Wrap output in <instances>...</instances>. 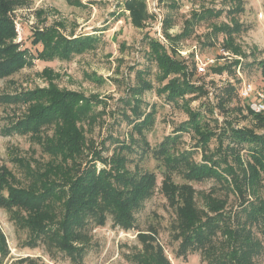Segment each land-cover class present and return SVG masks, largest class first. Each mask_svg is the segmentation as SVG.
Wrapping results in <instances>:
<instances>
[{"label":"rangeland","instance_id":"1","mask_svg":"<svg viewBox=\"0 0 264 264\" xmlns=\"http://www.w3.org/2000/svg\"><path fill=\"white\" fill-rule=\"evenodd\" d=\"M241 1L237 8L231 0H27V4L13 11L17 33L14 42L33 54L42 50L31 43L36 30L45 32L54 28L59 35H54V39L59 38L63 47H75L72 44L79 39L88 41L90 49L85 52L72 53L68 59H35L32 67H24L14 76L0 80V95L56 89L80 94V103L83 99L91 102L89 118L75 123L76 128H84V153L65 164L64 171L73 177L86 168L96 151L103 149L101 155L107 159L118 145L130 143L131 151L125 152L130 159L127 169L114 174L125 175L130 169L136 177L145 172L157 176L154 195L135 212L136 224L131 230L115 226L111 217L105 226L90 228L91 244L85 264H138L134 256L144 251L140 234L156 238L154 243L164 247L171 264H207L200 252L178 257L180 240L175 239V228L181 205L171 202L167 193L174 191L179 201L181 197L192 200L196 209L204 213L210 214L208 198L225 199V213L240 209L238 195L224 183L209 178L183 186L186 181L182 173L192 163H205L204 155L218 149L226 152L230 165L240 173L239 161L230 147L236 145L223 136V129L251 130L264 136V126L256 117L259 113L252 112L239 95L245 82L264 87L261 66L264 0ZM131 3H136V12L141 10L140 5L147 12L141 25L134 21ZM207 10L213 11V15L207 14L201 20L194 18ZM226 25L240 27L232 33V46L228 49L224 48L228 42L226 32L215 31ZM164 59H172L177 68L161 82ZM221 66L225 68L216 72ZM173 79L188 81L193 90L170 101L163 88ZM231 89L234 90L230 92ZM27 107L6 108L0 104V164L7 165L24 186L27 183L24 169L11 161L10 149L17 147L24 156L33 159V168L39 172L47 170L44 164L52 157L44 154L40 145L28 136L3 134L9 118L15 113L24 114ZM192 113L198 115L203 133L212 136L206 151L201 145L196 147L200 138L192 129L177 131L183 123L190 122ZM151 118L150 129L144 135L134 132L133 121ZM61 128L51 126L46 134L53 136ZM166 141L171 146V156L186 151L191 155L188 162L182 163V172L178 170L170 177L166 174L164 157L158 154ZM240 155L247 170L249 146ZM217 157L220 158V153ZM105 167L111 166L97 163L98 171ZM258 194L264 199V184ZM257 198L258 195H248L249 201ZM0 226L10 248V255L2 264H28L24 261L29 258L37 264H73L65 254L49 250L45 244L35 249L25 247L28 232L19 228L11 214L1 208ZM254 231L260 237L259 230ZM256 263L264 264V253L256 258Z\"/></svg>","mask_w":264,"mask_h":264},{"label":"trees","instance_id":"2","mask_svg":"<svg viewBox=\"0 0 264 264\" xmlns=\"http://www.w3.org/2000/svg\"><path fill=\"white\" fill-rule=\"evenodd\" d=\"M231 1L240 8L241 0ZM25 4L27 0H0V80L14 76L24 67H32L35 59H68L72 53H82L90 49L85 39L74 41L72 45L75 47H63L59 38L54 39V35L59 36L54 28L45 32L34 31L31 43L35 47H42L36 54L28 49H21L19 43L14 42L17 33L13 11ZM129 8L134 13V21L141 25L143 17H147L144 6L140 5L139 12H136V3H131ZM212 13L213 11L207 10L205 13L195 14L194 18L201 20ZM239 29L238 25L215 29L216 32L224 31L228 35L225 49L232 46L231 35ZM163 63V75L159 77L161 82L177 68V63L172 59H164ZM261 66L264 76V64L261 63ZM223 68L225 67L221 66L215 70L219 72ZM45 73H48V70ZM258 87L264 88L262 85ZM187 90L191 91L193 87L188 81L179 79H173L163 88L170 101H176L178 97L185 95ZM232 90L234 89L230 92ZM80 96L78 93L56 89L0 95V104L6 108L28 106L24 114L18 115L14 111L16 115L13 114L9 118V123L3 128V134L28 136L40 145L44 154L52 156L51 160L44 164L47 170L39 172L33 168V159L24 156L19 148H11V161L24 169L27 183L25 186L20 184L10 168L0 164V208L9 212L18 227L28 232L25 247L35 249L40 244H45L49 250L56 249L65 254L73 264H85L84 259L91 244L92 226H105L109 217L115 226L127 231L135 226V212L142 208L143 202L154 195L157 179L154 172H145L143 176L136 177L130 169L125 175L114 174L127 169L130 159L125 152L131 151L130 143L118 145V149L107 159L101 155L103 149L96 151L86 168L73 177L64 171L65 164L84 153V128H76L75 123L88 119L93 106L88 99H83L80 103ZM135 110L133 109L134 112ZM190 115V122L183 123L177 131L183 133L192 129L200 138L196 147L201 145L206 151L212 136L203 133L201 123L197 121L198 115ZM140 116L139 114L138 117ZM256 117H259L261 125L264 126V115L258 114ZM151 121L152 118L133 121L134 132L144 135L145 130L150 129ZM54 125H61L62 128L53 136L47 135L46 131ZM227 128L223 129V136L236 145L230 147L239 161L240 173L230 165L226 152L218 149L213 154L204 155L205 163H192L188 166L182 173L186 181L183 186L191 181L202 182L215 178L218 183H224L228 190H233L238 195L241 207L235 213H225V199L208 198L206 205L210 215L196 209L192 200L181 197L179 201L174 191L172 194L167 193L171 202L177 201L181 205L179 222L175 228V239L180 240L177 255L187 257L190 253L200 252L207 264H257L256 258L264 253V199L259 198L258 194L264 184V136L251 130ZM177 139L178 137L174 139V143ZM245 146L250 149L247 170L243 168L245 161L240 155ZM170 148L169 141H166L158 152L164 157L168 177L180 171L182 163L191 158L187 151L171 156ZM217 153H220V158ZM99 162L111 167L98 171ZM222 163H225L226 167L222 168ZM249 194L258 195V198L249 201ZM255 228L259 230L260 237L255 233ZM139 240L144 243V251L134 256L136 263L171 264L164 247L154 243L156 238L140 234ZM9 255L8 241L0 226V264ZM24 262L37 264L30 258Z\"/></svg>","mask_w":264,"mask_h":264},{"label":"built area","instance_id":"3","mask_svg":"<svg viewBox=\"0 0 264 264\" xmlns=\"http://www.w3.org/2000/svg\"><path fill=\"white\" fill-rule=\"evenodd\" d=\"M239 95L248 103L252 112L264 113V88L255 87L253 83L245 82L240 88Z\"/></svg>","mask_w":264,"mask_h":264}]
</instances>
